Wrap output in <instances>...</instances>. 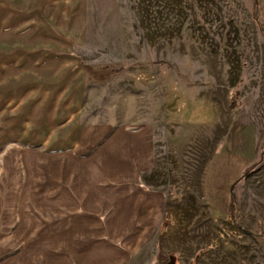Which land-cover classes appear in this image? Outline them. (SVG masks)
<instances>
[{
  "label": "rangeland",
  "instance_id": "obj_1",
  "mask_svg": "<svg viewBox=\"0 0 264 264\" xmlns=\"http://www.w3.org/2000/svg\"><path fill=\"white\" fill-rule=\"evenodd\" d=\"M181 86L211 87L228 123L253 126L258 153L225 189L215 167L200 186L212 146L175 168L157 145L145 181L164 198L147 212L144 249L158 264H264V0H0L5 222L12 190L65 188L69 116L91 129ZM9 240L1 264H28L16 254L27 244Z\"/></svg>",
  "mask_w": 264,
  "mask_h": 264
},
{
  "label": "crops",
  "instance_id": "obj_2",
  "mask_svg": "<svg viewBox=\"0 0 264 264\" xmlns=\"http://www.w3.org/2000/svg\"><path fill=\"white\" fill-rule=\"evenodd\" d=\"M155 97V108L148 106L138 114L125 111V119L116 114L91 129L75 125L78 113L69 116L61 125L67 133L59 140V182L65 188L12 190L7 206L12 213L6 222L1 141L0 259L10 239L27 244L16 254L26 253L28 264H158L144 249L151 226L147 212L156 210L164 198L150 191L145 181L155 147H165L169 162L178 168L175 163L183 162L190 148L199 143L212 146L213 155L202 165L200 186L205 173L215 167L214 172L229 175L222 181L225 189L257 157L255 129L228 123L226 105L211 87L181 86L175 93L161 88ZM2 109L0 104V115ZM73 129L74 138L69 136ZM64 172L75 176L67 179ZM214 185L209 183V190Z\"/></svg>",
  "mask_w": 264,
  "mask_h": 264
},
{
  "label": "trees",
  "instance_id": "obj_3",
  "mask_svg": "<svg viewBox=\"0 0 264 264\" xmlns=\"http://www.w3.org/2000/svg\"><path fill=\"white\" fill-rule=\"evenodd\" d=\"M120 70H113L112 73L118 74ZM234 109V104L231 105V109L229 111H232Z\"/></svg>",
  "mask_w": 264,
  "mask_h": 264
}]
</instances>
